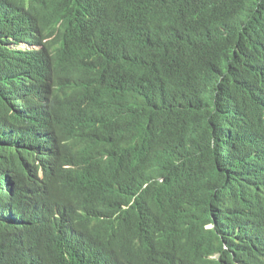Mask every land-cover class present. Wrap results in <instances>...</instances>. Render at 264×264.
<instances>
[{"label":"trees","instance_id":"1","mask_svg":"<svg viewBox=\"0 0 264 264\" xmlns=\"http://www.w3.org/2000/svg\"><path fill=\"white\" fill-rule=\"evenodd\" d=\"M61 138L78 177L26 170ZM262 230L264 0H0V264H264Z\"/></svg>","mask_w":264,"mask_h":264},{"label":"clouds","instance_id":"2","mask_svg":"<svg viewBox=\"0 0 264 264\" xmlns=\"http://www.w3.org/2000/svg\"><path fill=\"white\" fill-rule=\"evenodd\" d=\"M27 50L31 49L30 47H25ZM36 85L37 82L36 80H32L27 86L30 89V91L35 94L36 91ZM44 109V115L41 118L43 126H51L50 124L53 123L56 127H53L54 130H57L61 123L59 120H57L54 115L51 113V111L48 109ZM52 118H54L53 121ZM13 122H10V127ZM10 127H5L4 128V136H9L12 137L16 142H18V137L20 135L19 132L15 131V135L13 136L12 132H14ZM41 133V132H40ZM42 134V133H41ZM61 136V135H60ZM81 141L78 139H73L71 142L66 143L64 141H59L56 144L50 143L49 146L46 148L52 149L53 153H47L45 154L46 151H41V153L38 152H32L28 156H26V164L25 168L26 170H30L31 167L35 168V171L37 175L39 176L40 179H44L46 174H49L51 177H55V174L57 172H60L61 174L65 176L70 177H78L79 176V171L82 168L81 166V160L76 158L77 150L80 145ZM69 145L70 148H66V146ZM53 156V157H51ZM47 158L49 161H56L57 165L55 167H45L43 164L44 159ZM46 160V159H45ZM65 166V167H63ZM56 179H59L60 177H55ZM116 192L118 193H123L125 192L126 194L129 195L128 192H131L130 189H127L126 191L124 190V187L118 186L116 188ZM12 195L15 197L14 202H26L34 199L37 195V192H10ZM54 195L58 197H63L65 192H52ZM136 200V196H131V200L128 204H125L122 206L121 211L129 210L131 206L134 204ZM31 214H45L46 212L43 210H36L35 212H32ZM71 220L75 223H82L86 224L88 227V230L92 233L97 224H98V215L90 211L85 203L81 200L78 199L76 206L70 213ZM255 220L256 217L254 216H248L241 226L249 233H256V228H255ZM146 234H158L160 230H157L155 228H150L148 230H142ZM237 241H239L238 236L236 235ZM258 238H259V244L256 247H246V248H255L258 250L264 249V230L260 231L258 233ZM110 264H138L137 261L132 260V255L129 252L127 248H123L121 253L116 257L115 259L112 260Z\"/></svg>","mask_w":264,"mask_h":264},{"label":"bare ground","instance_id":"3","mask_svg":"<svg viewBox=\"0 0 264 264\" xmlns=\"http://www.w3.org/2000/svg\"><path fill=\"white\" fill-rule=\"evenodd\" d=\"M145 23V22H144ZM149 25V24H148ZM147 35V34H146ZM4 37H5V35H4ZM152 42V41H151ZM153 44V43H152ZM263 47V46H262ZM177 49V48H176ZM171 61V60H170ZM226 62V61H225ZM171 64H172V62H171ZM174 64H175V62H174ZM226 64H229V63H226ZM174 66H176V65H174ZM166 67V66H165ZM167 68V67H166ZM176 68V67H175ZM241 68V67H240ZM242 71V70H241ZM253 72V71H252ZM167 73V72H166ZM170 73V72H169ZM197 74V73H196ZM243 74V73H242ZM263 74V73H262ZM175 75V74H174ZM179 75V74H178ZM260 76H261V74H260ZM173 77V76H172ZM178 78H179V76H178ZM172 81V80H171ZM263 82V81H262ZM155 83V82H154ZM157 83V82H156ZM244 84V83H243ZM153 85V84H152ZM148 86V85H147ZM157 86V85H156ZM151 89V88H150ZM153 89V88H152ZM229 89H230V87H229ZM232 89V88H231ZM146 90V89H145ZM151 91V90H150ZM155 91V90H154ZM61 93V92H60ZM147 93V92H146ZM256 94V93H255ZM213 95V94H212ZM223 100V99H222ZM192 101V100H191ZM11 102H14V99H11ZM45 102V101H44ZM44 102H42V103H44ZM196 102V101H195ZM224 103V102H223ZM15 105L17 104V103H14ZM225 105H226V103H225ZM252 106V105H251ZM199 110V109H198ZM244 110V109H243ZM238 116V115H237ZM236 116V117H237ZM54 120V118H52V120L51 121H53ZM30 121H32V120H30ZM112 122V121H111ZM201 122V121H200ZM57 126H59V125H57ZM51 128L52 127H48L47 129H42L43 130V132H44V135H43V137H45L46 138V136H49L48 137V139L46 140V141H44L45 139H41V141L44 143V144H46V143H48L50 140H51V138H52V133L50 132V130H51ZM58 130V129H57ZM59 131V130H58ZM39 137L41 138L42 136H40L39 135ZM38 138V136H36L35 137V139H37ZM82 146H85V144H83ZM66 148H70L69 147V145H67L66 146ZM46 155H47V153H45ZM69 176H70V173H69ZM118 186H116L115 187V190H116V188H117ZM13 203H15V204H17V202H14L13 201ZM16 220V219H15ZM148 229V228H147Z\"/></svg>","mask_w":264,"mask_h":264}]
</instances>
